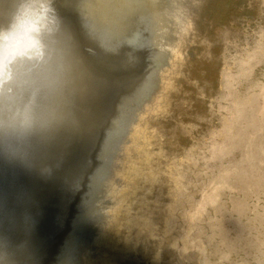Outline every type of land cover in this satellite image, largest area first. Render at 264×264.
<instances>
[{
  "label": "bare ground",
  "instance_id": "1",
  "mask_svg": "<svg viewBox=\"0 0 264 264\" xmlns=\"http://www.w3.org/2000/svg\"><path fill=\"white\" fill-rule=\"evenodd\" d=\"M0 264H264V0H0Z\"/></svg>",
  "mask_w": 264,
  "mask_h": 264
},
{
  "label": "water",
  "instance_id": "2",
  "mask_svg": "<svg viewBox=\"0 0 264 264\" xmlns=\"http://www.w3.org/2000/svg\"><path fill=\"white\" fill-rule=\"evenodd\" d=\"M155 109H156V110L153 111L152 115H154L156 118H162V116H163L165 113H167L168 110H169L168 107H167V104H166V103H164V104H160V105H156ZM123 193H124V191H123ZM123 193H122V194H123ZM112 213H113V212H108L109 215H113ZM118 228H119V226L116 225V228H115V229L118 230Z\"/></svg>",
  "mask_w": 264,
  "mask_h": 264
},
{
  "label": "clouds",
  "instance_id": "3",
  "mask_svg": "<svg viewBox=\"0 0 264 264\" xmlns=\"http://www.w3.org/2000/svg\"><path fill=\"white\" fill-rule=\"evenodd\" d=\"M27 7L28 8H34L35 6L34 5H29ZM40 11H43V12L46 13L48 11V9H47V7L45 5H40Z\"/></svg>",
  "mask_w": 264,
  "mask_h": 264
}]
</instances>
